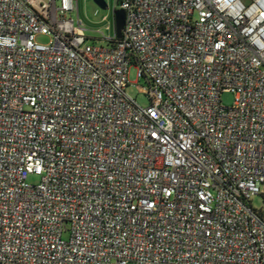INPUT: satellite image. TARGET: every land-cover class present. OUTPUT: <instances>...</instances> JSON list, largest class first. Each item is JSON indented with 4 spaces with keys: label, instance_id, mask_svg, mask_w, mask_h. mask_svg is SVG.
<instances>
[{
    "label": "built area",
    "instance_id": "2783aa9c",
    "mask_svg": "<svg viewBox=\"0 0 264 264\" xmlns=\"http://www.w3.org/2000/svg\"><path fill=\"white\" fill-rule=\"evenodd\" d=\"M117 8L0 0V264H264V0Z\"/></svg>",
    "mask_w": 264,
    "mask_h": 264
},
{
    "label": "rangeland",
    "instance_id": "374dc122",
    "mask_svg": "<svg viewBox=\"0 0 264 264\" xmlns=\"http://www.w3.org/2000/svg\"><path fill=\"white\" fill-rule=\"evenodd\" d=\"M107 4V8L102 9L98 7L93 0H77V16L83 23L85 28V34L89 36L90 42H97V44L106 45V41L100 37L112 36L114 32L113 26V15L112 11L114 8H117L118 0H104ZM71 17L75 20L76 14L73 12ZM38 41L45 42L47 38L44 36H38ZM127 79L129 81L128 85L125 88L126 94L133 98L139 105L147 106L149 100L146 94L139 90L140 87L145 89L147 84L141 78L138 79L135 76V68L130 67L128 71ZM220 102L222 105H231L232 95L229 92H222L220 94ZM28 183H36L38 181V176L34 174H29L26 177ZM261 196L254 195L251 198V206L253 208H259L261 206ZM126 264H133L128 262Z\"/></svg>",
    "mask_w": 264,
    "mask_h": 264
},
{
    "label": "water",
    "instance_id": "95a60500",
    "mask_svg": "<svg viewBox=\"0 0 264 264\" xmlns=\"http://www.w3.org/2000/svg\"><path fill=\"white\" fill-rule=\"evenodd\" d=\"M93 2L102 9L107 8V4L105 3L104 0H93ZM112 15H113L114 31L116 37L119 38L121 36V31L124 25L125 12L123 9L117 8L112 11Z\"/></svg>",
    "mask_w": 264,
    "mask_h": 264
}]
</instances>
